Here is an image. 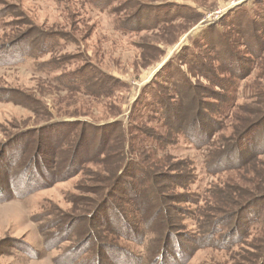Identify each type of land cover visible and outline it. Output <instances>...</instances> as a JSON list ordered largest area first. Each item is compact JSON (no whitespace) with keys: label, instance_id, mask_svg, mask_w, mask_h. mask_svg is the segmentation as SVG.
Instances as JSON below:
<instances>
[{"label":"rangeland","instance_id":"1","mask_svg":"<svg viewBox=\"0 0 264 264\" xmlns=\"http://www.w3.org/2000/svg\"><path fill=\"white\" fill-rule=\"evenodd\" d=\"M262 119L264 0H0V181L34 190L0 197V264H264V156L233 153Z\"/></svg>","mask_w":264,"mask_h":264},{"label":"trees","instance_id":"2","mask_svg":"<svg viewBox=\"0 0 264 264\" xmlns=\"http://www.w3.org/2000/svg\"><path fill=\"white\" fill-rule=\"evenodd\" d=\"M104 7V6H103ZM150 11H153L155 12V8H152ZM247 26H249L251 23H246ZM148 25V24H146ZM253 26H255L253 23L251 24ZM149 27H151L150 25H148ZM238 27H242V24H240ZM255 31L256 29H258L257 25L255 26ZM244 31V30H242ZM246 44V42H245ZM260 44V43H259ZM35 48H37L36 45H33ZM215 49V48H214ZM223 46H219L218 49L215 51V54L217 55V60L218 62L220 61L219 60V57H220V54H226V52L224 53L223 52ZM262 55V47L260 48V51L258 52V56H261ZM191 56V55H187V59L188 57ZM193 57V56H191ZM196 57H193V59H190L189 60V65L192 67V68H197V69H200V71L202 72V74L208 79H211L213 78L212 76V73H209L207 71V68H205L204 66L201 65V60L198 59V60H195ZM222 60V58H220ZM192 60V62H191ZM195 60V64L193 65V61ZM225 65H227V61L224 62ZM171 66V65H170ZM172 67V66H171ZM170 67V70H178L177 68L175 67H172L171 69ZM208 72V73H207ZM171 73V72H170ZM242 76V74H240ZM239 78V76H237ZM216 80V78L214 79V81ZM219 81V80H218ZM216 81V82H218ZM172 85L175 86V90H178L179 86L181 85L182 86V89L185 90L183 92V97L185 98L187 93L186 91H189L190 88H191V84L189 82L188 79L186 80H176V81H171ZM219 84V87L222 91L226 92L227 94H223L219 97H223L222 100H220L221 104H222V107L219 108V113H223L225 110H228V107H233V105H231V103L229 104L228 101L230 99H225V98H228V95H233V93L235 92L234 91V87L235 84H232L229 82V86L226 85V83L222 82L221 80L217 83V85ZM179 85V86H178ZM102 89V88H100ZM231 98V97H230ZM218 99V98H217ZM219 100V99H218ZM164 104V103H163ZM162 105V104H161ZM164 106V105H163ZM193 109V108H192ZM166 110V109H165ZM206 111H212L210 107L208 108H205ZM193 111V110H192ZM168 111H166V115L163 113V111L161 110V115H162V122H163V125L165 123H168L169 120H170V115L167 113ZM215 113H218V112H215ZM88 124V123H86ZM174 126V125H173ZM87 128H90L92 129L93 127L87 125ZM95 129V128H94ZM244 130L246 131V133H243L242 135H240L238 138H237V141H240L239 143V146H237V149L233 150V153L234 155L235 154H238L237 152H239L240 155L244 156L245 158H252V160H257L259 159V157H263L264 156V119H262L260 121V123L258 124L257 123H254L251 125V124H247L246 127L244 128ZM244 131V132H245ZM205 138V141L206 142H209V137L207 135H204L203 136ZM192 140L195 142H193L194 144H196L197 147H201L197 144V140L193 137ZM205 142V143H206ZM206 145V144H205ZM23 153V154H22ZM22 153H21V158H20V161L19 162H16L14 163L13 165H11L9 168H7V171L5 172L6 176H7V179L9 177L12 178V180L15 179V176L17 175V170L21 173L22 171L24 172L23 175L26 176V177H29L27 174H30L31 173V166L35 165V160H33L32 156H31V145H26L24 148H22ZM72 164V163H71ZM69 164V165H71ZM138 165L137 164H134V168L138 169V167L136 166ZM72 166V165H71ZM13 167V169H12ZM38 167H41L40 165ZM145 166H143L142 170L141 171H138L137 173V176L145 183H149L151 184L153 181H154V177H152V180H151V177L149 176V174H146L145 171L147 169H145ZM141 172L143 174H141ZM25 178V177H24ZM29 179H27V182H28ZM37 187H40V186H37ZM144 188H135L133 189V191L135 190L136 192H138L137 194H139V196L143 195V194H147L148 196L150 195L151 196V199L152 200H156L157 199V195H153V192L155 191H151L150 189H145L143 190ZM23 190V191H22ZM34 190L33 188L30 186L29 187V184L24 187L23 189H19L18 188V185L15 184V185H10L8 186V184L6 185V182H1L0 181V197H3V196H6L7 200H1L2 202H7L9 199L10 200H24L26 194H30L32 193ZM133 194V192L131 193ZM135 194V193H134ZM262 208V207H261ZM255 209V206L254 208ZM260 212V211H259ZM253 218H249L247 220L246 217L243 218V220H245V225H250L254 220H252ZM222 225V224H220ZM154 226V225H153ZM95 237V235L92 236V239ZM92 239L90 238L88 240V242L84 245L85 247L88 246L89 244H92ZM83 246V247H84ZM92 247V246H91ZM88 251H91V250H88ZM88 251H80L76 256H75V261L74 263L71 262L70 264H77V262L79 261L77 258L78 256L81 258V255L84 254V253H87ZM158 251V249H156V252ZM103 253V250H100V247L97 248L96 251H92V257L98 262L101 264L100 260L101 258L103 257L102 256ZM147 260H149L147 257H146ZM141 261L142 260H139L136 264H141ZM69 264V263H67Z\"/></svg>","mask_w":264,"mask_h":264}]
</instances>
